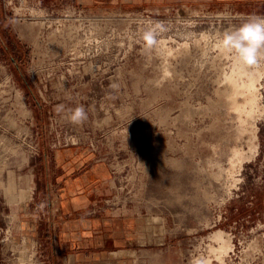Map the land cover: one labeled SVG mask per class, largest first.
<instances>
[{"label": "rangeland", "instance_id": "obj_1", "mask_svg": "<svg viewBox=\"0 0 264 264\" xmlns=\"http://www.w3.org/2000/svg\"><path fill=\"white\" fill-rule=\"evenodd\" d=\"M136 15L149 14L0 0V264H65L53 153L73 147L109 167L94 209L127 219L118 264H264V54L244 64L262 69L247 119L225 96L235 55L216 46L250 16Z\"/></svg>", "mask_w": 264, "mask_h": 264}, {"label": "crops", "instance_id": "obj_2", "mask_svg": "<svg viewBox=\"0 0 264 264\" xmlns=\"http://www.w3.org/2000/svg\"><path fill=\"white\" fill-rule=\"evenodd\" d=\"M75 2L87 8L121 9L129 13L154 16H164L178 9L228 11L241 16H264V0H75ZM5 39L7 40L6 35L0 32L2 52L9 47L6 46ZM93 156L89 152L81 153L79 148L74 147L59 149L53 153L55 171L58 174L55 183L59 186L58 242L60 248L69 249L66 253L60 251V260L65 264H118L123 263L122 260L127 257V219L123 216H112L115 212L105 213L101 210H97L94 216L89 214L98 203L97 199L104 195L105 187L110 180L109 167L100 160H94ZM55 244L53 246L57 247ZM80 246L96 247L87 254L72 252L75 247Z\"/></svg>", "mask_w": 264, "mask_h": 264}, {"label": "bare ground", "instance_id": "obj_3", "mask_svg": "<svg viewBox=\"0 0 264 264\" xmlns=\"http://www.w3.org/2000/svg\"><path fill=\"white\" fill-rule=\"evenodd\" d=\"M203 35V34H202ZM207 37V36H206ZM202 38V37H200ZM208 38V37H207ZM205 40V39H204ZM208 40V39H206ZM205 40V42H206ZM196 42V41H194ZM217 42V41H216ZM221 42V41H220ZM198 45V44H197ZM182 47H188L185 44H181ZM219 49V52L221 54H225V51L227 50L226 48L222 47L221 43L216 45ZM181 47V48H182ZM215 47V46H213ZM172 50V48H171ZM177 53V52H176ZM179 53V52H178ZM227 56V55H226ZM166 57V56H165ZM225 57V56H224ZM226 58V57H225ZM235 58V57H234ZM235 62H233V65L229 71L228 74H226L225 72V76H224V81L226 82V88H227V94L225 96H228V98L231 101V104L235 107L236 112H244L245 113V118L247 119H252L255 115V108L257 106V102H256V83L258 82L260 76H261V72L260 70L262 69H258L254 67L253 70H248L246 65L244 64H240L236 58L234 59ZM260 68V67H259ZM252 69V68H251ZM224 82V83H225ZM223 91V90H222ZM243 96L244 97V101L243 104L240 106L239 104H237V100L236 97L237 96ZM227 98V99H228ZM226 99V100H227ZM228 99V100H229ZM229 101V102H230ZM246 120V119H245ZM245 122V121H244ZM243 121L242 123L245 124ZM239 125V124H238ZM243 128V127H242ZM241 129V128H240ZM237 150V149H235ZM232 154V153H231ZM243 154V153H242ZM233 157L235 158L234 162L238 163L240 157H241V153L238 151H234L233 152ZM232 157V158H233ZM231 158V160H232ZM241 160V159H240ZM244 160V159H243ZM232 164V161L231 163ZM238 169V168H237ZM237 180V179H236ZM235 182V181H234ZM225 234L222 232H218L213 236V239H215L216 241H218L219 246L215 248L210 247V250L212 253H214L216 256L215 258H217L219 261L222 260L223 256L227 253V251H229L230 248V243L228 238L226 237L224 239ZM10 244V243H9ZM209 250V251H210ZM23 252V251H22ZM24 257V256H23ZM214 257V256H213ZM23 260V259H22ZM20 261V259H19ZM23 262V261H22ZM21 262V263H22ZM222 262V261H221ZM24 263V262H23ZM204 264H208V261L205 262Z\"/></svg>", "mask_w": 264, "mask_h": 264}, {"label": "clouds", "instance_id": "obj_4", "mask_svg": "<svg viewBox=\"0 0 264 264\" xmlns=\"http://www.w3.org/2000/svg\"><path fill=\"white\" fill-rule=\"evenodd\" d=\"M222 47L234 53L240 64L256 63L264 54V16L251 15L244 23L232 28L221 38ZM83 106H77L71 115L73 120L86 118Z\"/></svg>", "mask_w": 264, "mask_h": 264}, {"label": "built area", "instance_id": "obj_5", "mask_svg": "<svg viewBox=\"0 0 264 264\" xmlns=\"http://www.w3.org/2000/svg\"><path fill=\"white\" fill-rule=\"evenodd\" d=\"M80 13L81 12L79 11V14ZM134 20H137L138 24H140L141 21H143L142 24H145V25H148V26H150V25L156 26V25H159V24L162 23V21H161L162 19L161 18H152L149 15H136V16H134ZM89 213L94 214V213H96V210L92 209Z\"/></svg>", "mask_w": 264, "mask_h": 264}]
</instances>
